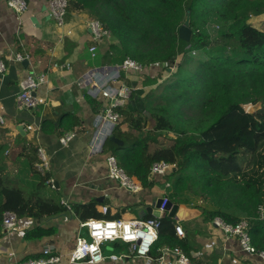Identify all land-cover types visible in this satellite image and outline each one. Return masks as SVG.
<instances>
[{
  "label": "trees",
  "instance_id": "obj_1",
  "mask_svg": "<svg viewBox=\"0 0 264 264\" xmlns=\"http://www.w3.org/2000/svg\"><path fill=\"white\" fill-rule=\"evenodd\" d=\"M188 13L193 34L185 42L179 30ZM73 15L99 20L111 32L116 40L110 46L114 66L130 58L145 66L177 67L170 79L159 83L160 78L149 75L135 90L113 134L123 145L109 141L106 152L112 151L126 173L146 189L154 184L149 174L152 163L177 164L178 171L170 177V202L189 206L192 196L206 204L193 207L200 211L203 223L221 218L236 225L247 219L253 245L264 251V221L257 219L264 206V0H68V19ZM147 87L155 91L145 97ZM248 105H253L251 114L244 109ZM145 112L152 117V129L147 128ZM46 123L59 138L77 131L73 124ZM46 123L41 130L47 129ZM166 133L183 143L181 158L168 146L152 151V142ZM39 148L29 143L22 149L27 171L45 185L50 173L41 177L35 168ZM0 201V233L6 211L15 212L19 219L67 211L53 201L31 205L19 190L7 188L0 190ZM96 206L72 209L84 222L120 219L110 212L99 213ZM144 219L154 217L147 214ZM159 222V238L151 254L158 256L169 247L180 248L189 257L188 242L176 234V219L165 213ZM56 232L35 227L25 238L43 240ZM190 260L204 264L197 258Z\"/></svg>",
  "mask_w": 264,
  "mask_h": 264
},
{
  "label": "crops",
  "instance_id": "obj_2",
  "mask_svg": "<svg viewBox=\"0 0 264 264\" xmlns=\"http://www.w3.org/2000/svg\"><path fill=\"white\" fill-rule=\"evenodd\" d=\"M25 1L28 10L17 15L8 7L7 0H0V59L7 66V72L0 74V102L6 121L0 124V190H19L31 205L53 201L64 207L66 203L71 210L65 207L66 212L42 219L21 218L16 229L9 233H3L1 228L0 264H18L44 256L48 246L54 247V255L62 256L59 264H71L68 255L77 238L85 232L81 227L84 221L72 207L96 203L99 213L106 206L112 216L119 215L120 219H144L147 209L162 199L163 192L157 186L158 191L144 188L143 193L135 196L108 178L107 157L112 152L106 149H110V138L102 153L92 149L101 102L89 94V83L82 87L76 80L88 71L113 65L112 43L109 46L113 38L101 45L93 58L89 52L92 42L88 21L91 19L73 15L70 19L67 17L64 28H59L50 16L48 0ZM17 52H28L31 58L27 65L12 60ZM69 66L71 71L67 70ZM41 74L49 78V83L36 92L41 105L34 110L18 111L16 97L21 80ZM144 80L127 79L126 83L137 90ZM47 121L62 127L73 124L77 127L76 138L68 147H62L60 138L50 132L52 126ZM43 123L46 130H41ZM20 125L24 126L25 135L19 133ZM29 143L43 147L50 156L48 173L55 180L54 189L46 183L40 184L27 171L22 148ZM157 182L160 184L161 179ZM193 207L179 205L176 218L186 232L184 240L191 249L189 258L200 259L204 264H264L257 256L244 253L237 239L227 238L212 223H203L200 211ZM35 227L55 228L57 232L51 238L26 240V233ZM164 248L158 256L151 254L146 260L128 257L115 260L111 255L124 256L127 246L107 243L103 247L105 261L101 264H158Z\"/></svg>",
  "mask_w": 264,
  "mask_h": 264
},
{
  "label": "built area",
  "instance_id": "obj_3",
  "mask_svg": "<svg viewBox=\"0 0 264 264\" xmlns=\"http://www.w3.org/2000/svg\"><path fill=\"white\" fill-rule=\"evenodd\" d=\"M8 7L17 15H22L28 10V3L25 0H7ZM48 8L51 18L55 21L59 28H64L66 25L68 0H48ZM88 28L91 31L89 37L92 46L89 48L91 56L95 58L99 51V47L112 39L110 31L105 29L103 24L96 19L88 21ZM71 34V32H68ZM31 57L26 53L17 52L12 57V60L17 63H22L29 60ZM71 71V67H67ZM165 72L172 75L171 70H177L176 66L161 67L159 65L145 66L141 63L127 58L121 65L106 66L101 70H92L86 72L76 80V84L86 87L89 83V94L101 102L100 110L97 114L96 125L98 128L97 135L92 143V149L95 153L103 152L105 142L112 137L116 128L122 123V109L129 103L133 96L135 88L126 83L127 79H146L147 76L156 77L157 73ZM7 72V66L0 59V74ZM171 77V76H170ZM160 78V76L156 77ZM165 77L159 79V83L163 82ZM49 78L47 74L28 75L20 82V92L16 97V105L18 111H30L37 109L41 105V99L34 93L42 85H47ZM151 87L145 88V97L152 93ZM245 109V108H244ZM251 109V108H250ZM3 107L0 102V124H5L6 121L2 116ZM247 113V109H245ZM40 130V128L38 129ZM75 132L65 133L59 140L62 147H68L76 138ZM39 162L35 168L37 172L46 177L51 170V158L43 147L38 150ZM108 178L119 183L120 187L133 195L143 193L144 187L136 178L129 176L126 171L119 165L117 158L111 154L107 157ZM178 171V165L165 161L155 162L150 165V177L153 181L157 179L164 180L171 177ZM46 184L55 188V180L50 178ZM162 204L159 208L161 217L167 213L165 207L169 204V196L172 192V182L165 181V187L162 191ZM66 208L71 210L66 203H63ZM101 213L107 215L108 207H102ZM89 219L82 223L81 227L85 230L83 235H80L74 249L68 255L71 264L87 263L101 264L105 261L103 247L107 243L120 242L127 246V252L124 256L117 257L111 255V259L123 260L125 257L133 259L146 260L149 259L159 238V229L161 219ZM257 219L264 221V206L260 207L257 212ZM19 222L17 214L13 211H6L3 215L2 229L3 233H9L16 229ZM223 235L227 238H235L239 241L241 250L250 256H257L264 263V251H257L252 243L249 235V221L242 219L238 224H228L221 218H216L212 223ZM176 234L180 239L186 238V232L180 222L175 226ZM54 247L48 246L44 252L43 258L27 259L18 264H59L62 261V256L54 255ZM173 257V258H170ZM158 264H195L180 248L171 249L165 247L162 250V255L158 259Z\"/></svg>",
  "mask_w": 264,
  "mask_h": 264
},
{
  "label": "rangeland",
  "instance_id": "obj_4",
  "mask_svg": "<svg viewBox=\"0 0 264 264\" xmlns=\"http://www.w3.org/2000/svg\"><path fill=\"white\" fill-rule=\"evenodd\" d=\"M258 22L260 23V19L258 20ZM115 39H113V41H111V42H109V46H110V44L112 43V45L115 43ZM176 71L177 70H171L170 72L172 73V75H168L167 73H165V72H161V70L157 73V75H156V77H158V76H161V77H165L164 79L165 80H163V81H166V80H168V78L170 79V76H173L174 74H176ZM160 77V78H161ZM146 81V80H145ZM150 90H152V91H155V87H153V88H150ZM253 107V105H248V106H245L244 108L245 109H247V111L251 114V113H253V111H254V109L252 108ZM250 108H251V110H250ZM253 109V110H252ZM152 127H153V122L151 123V125H150V129H152ZM149 129V128H148ZM224 132V131H223ZM227 133H229V132H227ZM229 134H231V133H229ZM233 137V136H232ZM232 137H230V139L232 138ZM234 137L236 138V136L234 135ZM230 139H228L227 141H229V142H232L233 140H230ZM161 146H168V147H170V148H172L177 154H178V156H179V158H181V156H182V147H183V143H181V142H179L178 140H176V138H175V136L173 135V134H168V133H166V134H164V135H162L161 137H160V139L158 140V142H152V144H151V149H152V151H154L156 148H159V147H161ZM207 148H205V150H206ZM212 149L214 150H217V147L216 146H212ZM212 149H210V150H212ZM210 150H208V151H210ZM106 151H107V149H106ZM112 152V151H111ZM165 181H171L170 180V177H167V178H165L164 180H161V183L159 184V182H157L156 180L155 181H153V186H152V190L153 191H151V192H154V191H158L157 190V186H159L160 188H161V190L163 191L164 190V187H165ZM189 196V195H188ZM189 198H190V200H191V202H192V205L193 206H205V207H208L206 204H203V203H201L198 199H196V198H194V197H192V196H189Z\"/></svg>",
  "mask_w": 264,
  "mask_h": 264
},
{
  "label": "water",
  "instance_id": "obj_5",
  "mask_svg": "<svg viewBox=\"0 0 264 264\" xmlns=\"http://www.w3.org/2000/svg\"><path fill=\"white\" fill-rule=\"evenodd\" d=\"M192 34H193V32L190 29V14L188 13L187 16H186V20L184 22V25L179 30V37H180L181 40H183L185 42H190L191 38H192ZM23 64L27 65L28 61L25 60L23 62ZM34 96H36V93H34ZM145 116L148 117V127L147 128L150 129V125L153 122L152 117H151L149 112H145ZM153 126H154V122H153ZM18 131L22 135H25V131H24V126L23 125L18 126ZM110 140L112 142H114L115 144H117V145H120V146L123 145V142L118 140V139H116L114 136L111 137ZM161 204H162V199L157 201V203L153 207L148 208L147 211H146L147 214H151V215H153L154 218L159 219L161 217V213L159 211V208L161 207ZM165 211L169 214V217L176 219L178 211H179V205H175L172 202H169V204L165 207Z\"/></svg>",
  "mask_w": 264,
  "mask_h": 264
}]
</instances>
